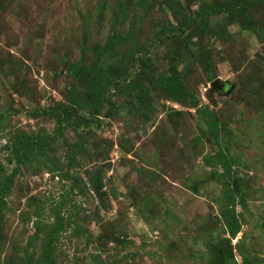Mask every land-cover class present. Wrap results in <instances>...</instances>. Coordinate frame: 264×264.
<instances>
[{
  "label": "rangeland",
  "instance_id": "374dc122",
  "mask_svg": "<svg viewBox=\"0 0 264 264\" xmlns=\"http://www.w3.org/2000/svg\"><path fill=\"white\" fill-rule=\"evenodd\" d=\"M243 1L210 15L209 31L154 38L176 18ZM141 59L153 73L145 97L110 88L98 116L77 107L101 72L117 66L122 86ZM174 69L188 95L179 103L157 84ZM216 79L223 89L212 91ZM22 133L48 144L12 175L0 264L38 256L29 239L55 216L54 264H218L231 215L234 263L264 264V0H0V181Z\"/></svg>",
  "mask_w": 264,
  "mask_h": 264
},
{
  "label": "trees",
  "instance_id": "16d2710c",
  "mask_svg": "<svg viewBox=\"0 0 264 264\" xmlns=\"http://www.w3.org/2000/svg\"><path fill=\"white\" fill-rule=\"evenodd\" d=\"M225 6L220 7H214L212 8H202L201 11H198L195 13L193 18H189L186 21H181L179 18V21L177 22V26L173 27L172 25H167L159 29V32L156 33L154 38L158 41H162V39H165L167 36L170 38L173 34L183 35L184 33L189 32L190 30L194 29L197 31H209L211 28L207 24V20L210 15H218V14H234L238 11L242 12V6L244 5L243 2H239L235 6H231L226 3ZM249 29V28H245ZM124 37H121L120 41L121 43L124 41ZM132 61H139L140 58H137L136 56L139 55V52L135 50V47L132 46ZM136 57V58H135ZM146 58L145 61L152 62L150 59ZM142 66H141V76L137 77L136 79L133 78L129 82H127V79H123L124 84L120 86L118 84V80L121 76H123L125 73H123L121 70L117 68V66L111 65V68L108 72L103 73L101 72V75L99 77V80L93 85L92 89V95L87 96L85 95V102L83 105L78 104L77 107L79 109L89 111L94 116H98L104 107V105H107L108 101L104 99L105 94L110 90V88H113L115 90H119L122 88L124 91H126L127 95H135L138 99L141 97H145L147 94V90H145V86L143 85L144 80H149V76L153 73L148 71V68L146 67V64L144 63L143 59H141ZM141 65V63H140ZM74 73L78 72L77 67L72 68ZM209 72V69H208ZM118 79V80H117ZM212 80V78H210ZM158 87L164 91V93L170 97V99L176 103H179L183 98L188 97V95L185 92L184 86L181 83L179 76L176 72V70H170L167 74L162 75L159 80L157 81ZM75 100L80 102V98H76ZM61 106V105H60ZM58 105V107H60ZM64 108V107H62ZM57 111H62V109H56ZM65 113V111H64ZM203 114L207 116L208 122L207 127L209 130V133L211 137L215 140V142L218 144V137H219V123L213 120L212 114L209 111H204ZM64 121L67 124L69 123V114L67 113L66 116L63 118ZM70 124V123H69ZM48 141L45 137H41L40 135H36L35 137H31L27 135L26 133L19 134L17 137L12 139L11 145H10V154L6 158V164L12 165L15 164V167L12 171V174L10 176H7L2 181H0V227L2 224V217L3 214L6 211L7 203H6V196L9 194L11 183H12V175L15 174V170L21 165H24L28 162H31L32 160H35L37 157H41L44 155L46 151ZM219 147V146H218ZM218 158V164L220 168L222 169L223 173H228L230 171L229 163L230 159L226 155L225 151L219 149L218 154L216 155ZM5 171L3 163L0 161V176ZM55 223L53 224L52 228H49L48 232H43V229L36 224L35 225V232L33 236L29 239L28 246H31V244L40 243L41 245V251L38 256L34 255V252H29L28 249H25L24 255L22 258L19 259V262L17 264H54V242L59 234V232L62 231V225L61 221L58 217L55 216L54 219ZM225 232L228 236V239H225L224 243L225 246L221 250V255L217 259L218 264H227L230 262V264L234 263V256L232 247L230 245V239L234 238L239 232H240V223L238 219L231 215L227 217L226 224H225ZM44 234V237L41 236Z\"/></svg>",
  "mask_w": 264,
  "mask_h": 264
},
{
  "label": "water",
  "instance_id": "95a60500",
  "mask_svg": "<svg viewBox=\"0 0 264 264\" xmlns=\"http://www.w3.org/2000/svg\"><path fill=\"white\" fill-rule=\"evenodd\" d=\"M210 88L212 91H219L223 89V84L220 80L216 79L210 84Z\"/></svg>",
  "mask_w": 264,
  "mask_h": 264
}]
</instances>
